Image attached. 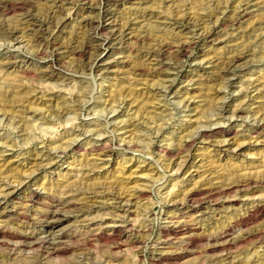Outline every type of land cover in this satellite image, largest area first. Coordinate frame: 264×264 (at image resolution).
<instances>
[{"label": "rangeland", "instance_id": "1", "mask_svg": "<svg viewBox=\"0 0 264 264\" xmlns=\"http://www.w3.org/2000/svg\"><path fill=\"white\" fill-rule=\"evenodd\" d=\"M33 1L36 21L0 14L18 28L0 34V216L28 215L0 221L1 239L45 238L41 214L69 199L91 208L62 211V248L45 264H214L224 250L206 235L240 216L227 234L264 223L260 207L245 213L264 203V0ZM88 19L100 51L56 63L57 47L91 34ZM160 42L189 51L159 65L143 51ZM248 176L253 185L230 200L205 193ZM135 191L146 195L117 199ZM190 191L199 193L181 204ZM231 249L235 264H264V231ZM26 251L4 263L28 264Z\"/></svg>", "mask_w": 264, "mask_h": 264}, {"label": "bare ground", "instance_id": "2", "mask_svg": "<svg viewBox=\"0 0 264 264\" xmlns=\"http://www.w3.org/2000/svg\"><path fill=\"white\" fill-rule=\"evenodd\" d=\"M63 1V0H60ZM106 2H110L111 0H105ZM33 0H0V14L2 12H6V11H10L11 9H14V11L17 9L20 11V16L22 17L21 20H26V21H36V17L35 14L33 13V7L35 5H33ZM196 3V2H195ZM194 3V4H195ZM197 4V3H196ZM53 5V4H52ZM51 5V6H52ZM198 5V4H197ZM200 5V4H199ZM50 6V5H49ZM199 7V6H198ZM16 8V9H15ZM12 11V10H11ZM17 12V11H16ZM182 14V13H181ZM145 16H147L146 14H143ZM185 17V16H184ZM179 18V17H178ZM183 19V18H182ZM181 19V20H182ZM198 19V18H197ZM201 19V18H200ZM49 20V19H48ZM86 20V19H85ZM174 21H178L176 18L172 19ZM19 21V20H18ZM50 21V20H49ZM53 21V20H52ZM87 23L91 24L92 28V32L91 34L85 39V41H83L81 44H79V46L76 44H74V42H76L75 40H71L70 42L61 45L58 48L59 51V55H57L55 57V62H61V57L64 53H68V54H72V55H80V56H85V55H90V54H95L97 52L100 51L102 45L104 44V40H101V37L99 34H101V28L99 25H96L94 23V20H90L88 19V21H86ZM86 23V24H87ZM192 25V23L189 21L188 22V26ZM195 27V26H194ZM189 29L191 28V26L188 27ZM187 29V28H186ZM18 33V28L16 26H10V25H6L4 22H0V34H5L8 36H16ZM89 33V31H88ZM117 35V34H116ZM143 37V36H141ZM140 40H144L143 38ZM106 39V38H105ZM36 40L39 43H48L46 41V39L44 38V36L42 35H36ZM122 40H124V38H122ZM106 41V40H105ZM164 42V41H163ZM173 42V41H171ZM38 43V44H39ZM144 43V42H143ZM161 43V42H160ZM166 43V42H165ZM162 44V43H161ZM176 44V43H175ZM145 45V44H144ZM155 47V46H154ZM189 47V44L187 42H182L179 43L178 45H172L170 43H166V44H162L160 47L157 46V48H153V49H149V51H143L146 56L148 55L149 57H155L158 62V64L160 63H164V60L169 58L171 56H181V54H183L184 52L187 51ZM189 51V50H188ZM187 51V52H188ZM43 52V51H42ZM142 53V52H141ZM91 55V56H92ZM240 55V54H239ZM239 55H235L231 58L230 62H232L233 60L237 59L238 57H240ZM177 60H179V58H177ZM230 62L226 63V66L224 67V71H223V75L226 74L228 72V64ZM60 64V63H59ZM159 64V65H160ZM232 64V63H231ZM80 65V67H86L89 65L88 62H84L83 64H78ZM169 66V65H168ZM174 66V65H172ZM10 96V95H9ZM237 113H242L243 112V108L239 107L237 110ZM188 140V139H187ZM193 140V139H192ZM98 144L97 145H103L104 144V140H98L97 141ZM189 142V140H188ZM189 144V143H186ZM96 146V145H95ZM184 146V145H183ZM112 147V146H111ZM112 150H114L112 148ZM162 150H164L165 152L167 151V153L169 152V149L163 148ZM170 154V153H169ZM168 155V154H167ZM58 158V157H57ZM51 159V158H50ZM244 176V175H243ZM237 178V177H236ZM258 179V178H257ZM256 180L255 178H252L251 176L248 177H241L236 180H232L229 182H224V184H221L220 186H214V187H208L206 188V195H212L214 193V190H218L219 191V195L220 192L223 194L224 196L227 195L228 198H226V200H230L229 196L232 192H246V190L250 189V186H252L253 181ZM1 181V180H0ZM18 181V180H17ZM23 181H21L20 183H22ZM257 182V181H255ZM259 182L261 184H264V175L262 177L259 178ZM70 185V184H69ZM255 185V184H254ZM71 186V185H70ZM74 186V185H73ZM212 186V185H211ZM215 187H219L218 189H216ZM72 188V187H71ZM255 188V187H254ZM76 189V188H75ZM200 189V188H199ZM220 189V190H219ZM195 190V189H194ZM254 190V189H253ZM216 192V191H215ZM8 193V192H7ZM187 193V192H186ZM199 193L198 191H190L188 194L185 195L184 201L181 203L183 205H187L190 206L189 203L192 202V199H194V196ZM217 193V192H216ZM10 194V193H9ZM146 195V193L144 191H135L131 196H117V199H119V201L121 200L125 202L127 201H131V198L133 197L138 198L140 196ZM233 194V193H232ZM235 194V193H234ZM242 194V193H241ZM244 194V193H243ZM34 195V194H33ZM32 195V196H33ZM240 195V194H239ZM7 194L5 192H2V189L0 191V198H6ZM31 196V197H32ZM214 196V195H213ZM30 197V198H31ZM127 197H131V198H127ZM208 197V196H206ZM210 197V196H209ZM212 198V197H210ZM217 199V197H216ZM137 200V199H136ZM225 200V199H224ZM235 200V199H232ZM1 201V200H0ZM204 201V200H202ZM200 201V202H202ZM224 202V201H223ZM218 203V202H217ZM192 204V203H191ZM54 205V204H53ZM74 208V210L76 209L79 212H86L88 211L89 208H91L90 205H87V203H78L75 202L73 200H69V199H57L56 205L53 208H50L48 211H46L45 213H42L41 216L43 218L46 219V231L49 232V235H47L45 238H41L38 241H34L33 240V236L32 234H25V235H18L16 234L15 237L13 238H0V264H7L4 263L6 260L8 261V259L10 257H12V255L14 256V254H18V253H22L23 251H25L27 248L29 249V251L24 252L25 254V259H27V263L28 264H45L44 263V259L45 257L54 254V253H58L59 249H60V241H56V238L54 237L53 233L54 230L61 226V224H63L65 221L69 220V216L67 214H64L62 211H68L70 210V208ZM259 211H263L264 210V203H257L256 205H254V207L247 209L245 211L246 214L250 215L252 214L251 212L256 209L259 208ZM20 208V207H19ZM16 209L10 213L4 214L0 217V221L4 222V223H8V224H19L22 220V222L24 220L27 219V216H23L22 211H20V209ZM22 210V209H21ZM255 213V212H254ZM49 214V215H48ZM256 214V213H255ZM26 215V214H25ZM253 215V214H252ZM245 219L242 218V216H240V218H235L233 222L237 223V222H243ZM44 221V220H43ZM233 222H229L228 224L224 225L218 232L214 233V234H209L206 235V237L208 238L209 242L212 240L214 241L215 239L216 242L209 244L210 247H218L224 250V252L222 254H219L218 258L216 257V259L214 260V264H235L237 262H239L237 259H235L236 257L233 256L232 251H230L231 248H233L234 246H236L238 243L248 239L251 236H254L256 234H259L261 232L264 231V223L260 224V227H258L255 230H250V231H241V234H237V235H232L231 233H228V230L230 229L231 225L234 224ZM26 223V222H25ZM180 223V222H179ZM185 223V222H184ZM186 224V223H185ZM185 224H183L185 226ZM4 225V224H3ZM7 225V224H6ZM22 225V224H21ZM20 225V226H21ZM188 225V224H187ZM19 226V225H18ZM168 226V225H167ZM182 224L180 223V225H178L177 228L181 227ZM5 227V226H3ZM2 227V228H3ZM194 227V226H193ZM196 228H198L196 226ZM16 229V228H15ZM182 229V228H180ZM5 230V229H4ZM174 228L171 229V231L173 232ZM189 231V230H188ZM1 232V231H0ZM170 232V231H169ZM187 232V231H186ZM243 232V233H242ZM9 233V232H8ZM181 233V232H180ZM185 233V232H184ZM189 233V232H188ZM235 233V232H234ZM13 234V233H12ZM2 235H5L4 233ZM11 235V234H10ZM178 235V234H177ZM188 235V234H187ZM186 235V236H187ZM7 236V235H6ZM166 236V235H165ZM164 236V237H165ZM189 236V235H188ZM187 236V237H188ZM8 237V236H7ZM60 237V236H59ZM183 237V236H181ZM192 237V236H191ZM58 238V237H57ZM166 238V237H165ZM177 238V237H176ZM167 239V238H166ZM174 239V238H173ZM172 239V240H173ZM180 239V236H179ZM185 239V238H184ZM193 239V238H192ZM219 239V240H218ZM135 240V239H134ZM182 240V239H181ZM161 241V240H160ZM177 241V239H176ZM188 241V240H187ZM136 242V241H135ZM163 244H166L167 242L165 240L161 241ZM173 242V241H172ZM175 242V240H174ZM189 242H192V240H189ZM187 242V243H189ZM161 243V244H162ZM186 243V242H185ZM191 244V243H190ZM208 244V242H207ZM178 245V244H177ZM208 246V245H207ZM62 248V247H61ZM30 250L32 252H30ZM212 250V249H211ZM232 250V249H231ZM160 254V253H159ZM84 255V254H83ZM81 256V255H80ZM214 258V257H213ZM14 259V257H13ZM10 262V261H9ZM14 262H11V264ZM15 264V263H14ZM26 264V263H25ZM78 264V263H77ZM92 264V263H91Z\"/></svg>", "mask_w": 264, "mask_h": 264}]
</instances>
